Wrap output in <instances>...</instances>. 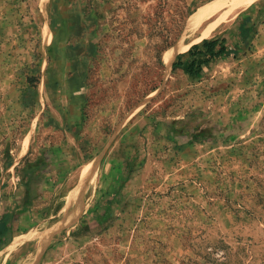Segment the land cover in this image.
<instances>
[{
	"label": "rangeland",
	"instance_id": "rangeland-1",
	"mask_svg": "<svg viewBox=\"0 0 264 264\" xmlns=\"http://www.w3.org/2000/svg\"><path fill=\"white\" fill-rule=\"evenodd\" d=\"M213 1L0 0V182L21 183L25 135L58 142L46 125L65 132L76 105L91 125L73 179L0 264H264V0L210 38L239 21L226 58L172 70ZM176 120L235 138L181 146Z\"/></svg>",
	"mask_w": 264,
	"mask_h": 264
},
{
	"label": "crops",
	"instance_id": "crops-1",
	"mask_svg": "<svg viewBox=\"0 0 264 264\" xmlns=\"http://www.w3.org/2000/svg\"><path fill=\"white\" fill-rule=\"evenodd\" d=\"M71 98V97H70ZM78 106V105H76ZM74 106L73 109L74 115L78 116V111L80 110L78 107ZM67 117L64 120V129L66 130L63 132L62 130L54 131L55 125L54 123L57 120L49 121L48 122V130L54 132V136L60 137L59 141L56 142L54 139H49L43 135L40 139L37 140L38 137L31 136L30 140H28V134L24 136L23 139L20 141V145L16 147L15 150V168H24L27 164H31L36 162L41 156H43L46 151L51 149H57L58 155L54 158L52 164H50L49 168L45 171L37 172L38 180L34 182L33 189L37 191L32 201V205L29 207V210L24 212L21 215L17 216V220L9 221L11 216L15 215V211H17V207H23L25 201V187L27 179L25 181L18 183L19 178L16 177L9 183V186H5L4 182H0V244L4 243L6 238L12 239V242L18 238L16 229L19 227H25L24 222L36 223L38 218L43 216L46 209L49 207H43V204L46 200H49L54 193H57L59 189H62L63 186L69 181L72 180L75 171L74 169L71 170L73 165L78 164V159L74 158L71 161V156L69 153L77 152V141H87L90 137L89 133H91V125H88V121L80 119L79 122H76L75 117ZM52 127V128H51ZM55 127V128H53ZM47 131V130H46ZM32 132V131H30ZM79 139V140H78ZM87 143V142H86ZM69 155V156H68ZM70 159V161H67ZM20 170V172H21ZM17 180V181H16ZM82 182L80 178V185ZM70 195V193L61 198L62 201H65L66 198ZM51 196V197H50ZM50 206V203L47 204ZM5 222L7 224H5ZM35 226V225H34ZM32 226V227H34ZM30 227V228H32ZM12 231V235L6 234V229ZM30 228H26L30 229ZM25 231V230H24ZM23 231V233H24ZM22 233V232H21ZM9 236V237H8ZM11 242V243H12ZM10 243V244H11ZM9 244V245H10ZM8 246V245H7ZM6 246V247H7ZM5 247V248H6ZM4 249V248H3ZM1 251V250H0ZM5 251V250H4ZM3 252V251H2ZM1 252V253H2ZM0 253V254H1Z\"/></svg>",
	"mask_w": 264,
	"mask_h": 264
},
{
	"label": "trees",
	"instance_id": "trees-1",
	"mask_svg": "<svg viewBox=\"0 0 264 264\" xmlns=\"http://www.w3.org/2000/svg\"><path fill=\"white\" fill-rule=\"evenodd\" d=\"M243 28L241 27L239 21L235 23L232 29L225 31V33L213 39H205L199 45H194L187 53V59L185 61L182 58H179L176 62L172 63V70L180 69L184 73L190 76L199 75L203 67L207 64L216 61L218 59L226 58L229 54L235 49V44L231 43L234 39L240 40L242 36ZM71 97V96H70ZM169 132L175 138L176 142L181 146L190 145L194 142H216L220 140L222 143H226L229 140L235 138L233 135H226L225 132H222L217 127H207L196 129H189V125L183 120H176L168 123ZM58 155L57 149H51L46 151V153L41 156L36 162L27 164L22 168L20 172L21 182L27 179L25 187V201L23 207H17L15 215L9 218V221L17 220V216L23 214L29 210V207L32 205L37 191L33 189V184L38 180L36 173L45 171L49 168L50 164L53 163L54 158ZM5 224H7L5 222ZM36 225L31 223L28 228ZM6 234L12 235V231L8 228L6 229ZM26 231V227H19L16 229L18 233ZM24 231V232H25ZM9 237V236H8ZM12 242V239L6 238L2 245L0 244V250L5 248ZM211 262V261H210ZM216 263V261H214Z\"/></svg>",
	"mask_w": 264,
	"mask_h": 264
},
{
	"label": "bare ground",
	"instance_id": "bare-ground-1",
	"mask_svg": "<svg viewBox=\"0 0 264 264\" xmlns=\"http://www.w3.org/2000/svg\"><path fill=\"white\" fill-rule=\"evenodd\" d=\"M254 1L255 0H215L213 1L214 5H211L206 11H203L189 21L188 31L194 33L196 36L200 35L198 39H210L226 26L227 19L234 16L239 10L253 4ZM51 230V227L44 226L38 231L41 233L42 237L46 235L50 236ZM34 236L33 234L32 239H34Z\"/></svg>",
	"mask_w": 264,
	"mask_h": 264
}]
</instances>
